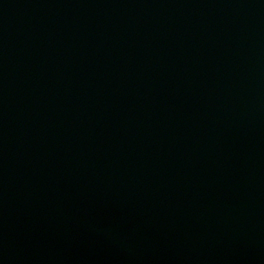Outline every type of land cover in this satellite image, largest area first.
<instances>
[{
  "label": "water",
  "instance_id": "95a60500",
  "mask_svg": "<svg viewBox=\"0 0 264 264\" xmlns=\"http://www.w3.org/2000/svg\"><path fill=\"white\" fill-rule=\"evenodd\" d=\"M0 264H264V0H0Z\"/></svg>",
  "mask_w": 264,
  "mask_h": 264
}]
</instances>
